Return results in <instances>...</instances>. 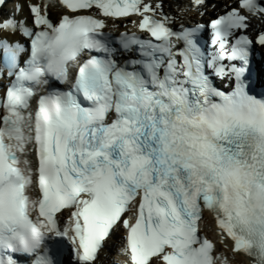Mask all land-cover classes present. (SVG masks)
Returning <instances> with one entry per match:
<instances>
[{
  "label": "snow or ice",
  "instance_id": "snow-or-ice-1",
  "mask_svg": "<svg viewBox=\"0 0 264 264\" xmlns=\"http://www.w3.org/2000/svg\"><path fill=\"white\" fill-rule=\"evenodd\" d=\"M234 3L211 21L210 56L204 26L175 31L162 0H31V23L0 19V64L14 78L0 99V264H54L48 242L58 252L65 239L93 264L121 223L131 264H217L205 210L234 252L264 264V99L246 81L264 0ZM132 15L149 38L114 45L106 18ZM17 34L30 41L24 67Z\"/></svg>",
  "mask_w": 264,
  "mask_h": 264
},
{
  "label": "bare ground",
  "instance_id": "bare-ground-1",
  "mask_svg": "<svg viewBox=\"0 0 264 264\" xmlns=\"http://www.w3.org/2000/svg\"><path fill=\"white\" fill-rule=\"evenodd\" d=\"M232 1L233 0H228L225 3H221L219 5V9L220 10L223 9L224 7H226V5H228L227 3L232 2ZM166 6L168 7L169 11L172 13L174 21L176 23H179V24L191 23L192 21H194V19H203V18H206L208 16V15H206L205 17H202L203 12L199 11L197 18H191L189 15V12L192 11V6L188 2V0H176L173 2H168V3H166ZM185 10H187L186 13H185ZM204 222L207 224L211 223L210 219L208 220V217L205 219ZM208 234H210L214 240L218 238V234L214 230L210 231V233H208ZM113 241L114 240H112V241L110 240L111 243H113ZM106 242H108V239L106 240ZM105 252H107V250L104 248L103 253H105ZM232 257L234 258L233 264H240V262H242L241 260H244L240 256L232 255ZM243 262H245V260Z\"/></svg>",
  "mask_w": 264,
  "mask_h": 264
},
{
  "label": "rangeland",
  "instance_id": "rangeland-1",
  "mask_svg": "<svg viewBox=\"0 0 264 264\" xmlns=\"http://www.w3.org/2000/svg\"><path fill=\"white\" fill-rule=\"evenodd\" d=\"M220 248H221V249H223V248H224V246H220Z\"/></svg>",
  "mask_w": 264,
  "mask_h": 264
}]
</instances>
